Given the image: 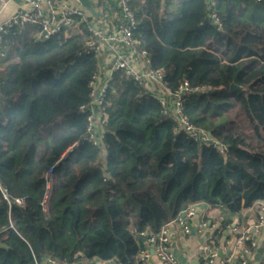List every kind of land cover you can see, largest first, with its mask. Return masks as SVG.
<instances>
[{
  "label": "trees",
  "instance_id": "obj_1",
  "mask_svg": "<svg viewBox=\"0 0 264 264\" xmlns=\"http://www.w3.org/2000/svg\"><path fill=\"white\" fill-rule=\"evenodd\" d=\"M130 5L136 48L165 85L206 87L183 93L182 111L225 152L175 130L151 86L121 71L108 81L103 137L92 144L80 106L108 66L83 51L89 30L80 23L37 39V23L11 27L0 42V264H139L142 233L190 205L221 212L219 245L231 215L264 203V2L216 0L221 26L206 0Z\"/></svg>",
  "mask_w": 264,
  "mask_h": 264
},
{
  "label": "built area",
  "instance_id": "obj_2",
  "mask_svg": "<svg viewBox=\"0 0 264 264\" xmlns=\"http://www.w3.org/2000/svg\"><path fill=\"white\" fill-rule=\"evenodd\" d=\"M88 1L91 9L87 8L80 0H22L23 4H27L29 8L18 9L7 20L0 23V42L11 27L23 26L27 23L39 24L37 39H47L61 30L67 33L68 30L83 23L91 34V38L86 41L83 51L93 53L100 58L103 67L108 66L106 70L100 68L92 75L89 83L90 100L80 106L81 110L88 112L84 139L96 146L100 145L103 137L102 128L106 120L103 102L108 81L113 72L121 71L136 82L151 86L162 106L163 113L171 114L176 119L175 130L187 132L200 143L212 142L220 153H224L226 147L218 141L212 140L210 135L201 128L192 125L182 111L181 95L206 87H190L184 81L176 90L172 91L162 81L163 71L152 67L145 50L136 48L138 42L133 35V30L138 21L131 8V0ZM250 1L264 2V0ZM5 2L6 0H0V4ZM206 2L207 16L215 24L221 26L216 9V0H206ZM74 3L76 6H72ZM2 194L7 199L5 190H2ZM14 202L19 205L24 204L22 198H15ZM196 209L197 205H190L170 222L163 224L155 234L142 233L145 236V244L151 246L153 254L161 264H182L176 259L170 245L171 227H176L182 234H189L195 230L185 221V217L193 216ZM263 226L264 204H261L254 222L244 226L238 222L227 225L234 235L233 242L231 239H226L224 244L216 245L212 236H209L204 248L203 264H248V256L256 247L254 235L259 233ZM210 228L211 225L203 220L197 224L196 231L202 233ZM231 243L233 247L229 249ZM149 255L148 247L142 248L137 255L139 264H144ZM41 262L59 264L49 257ZM36 264L40 263L37 262ZM69 264H113V262L93 258L85 263L72 262ZM259 264H264V260Z\"/></svg>",
  "mask_w": 264,
  "mask_h": 264
},
{
  "label": "crops",
  "instance_id": "obj_3",
  "mask_svg": "<svg viewBox=\"0 0 264 264\" xmlns=\"http://www.w3.org/2000/svg\"><path fill=\"white\" fill-rule=\"evenodd\" d=\"M29 8L27 4H23L22 0H6L4 4H0V23L7 20L18 9ZM262 202H256L251 207L243 209L238 214L230 216L231 224L238 222L240 225H248L254 222L260 205ZM197 205L196 212L193 216H186L185 221L195 229L189 234H182L176 227H171V248L176 259L182 264H200L203 262L204 248L209 236L218 229L221 221L222 214L218 209H208L206 205ZM205 220L211 225L210 229L204 230L202 233L196 231V226L200 221ZM226 239L234 241V235L229 227L222 231V237L218 240V244L222 245ZM256 247L248 256V264H259L264 260V226L260 229L259 233L254 235ZM148 247L150 255L144 261V264H161L158 258L153 254L151 246ZM233 247L231 243L229 249ZM40 264H45L41 262Z\"/></svg>",
  "mask_w": 264,
  "mask_h": 264
},
{
  "label": "water",
  "instance_id": "obj_4",
  "mask_svg": "<svg viewBox=\"0 0 264 264\" xmlns=\"http://www.w3.org/2000/svg\"><path fill=\"white\" fill-rule=\"evenodd\" d=\"M80 1L83 2L84 5H85L87 8H90V9H91V7H90V3H89L88 0H80ZM235 88H238V86L235 85L234 83H232V84H231V89H235ZM201 207L203 208V205H202ZM182 215H184V214H182Z\"/></svg>",
  "mask_w": 264,
  "mask_h": 264
},
{
  "label": "rangeland",
  "instance_id": "obj_5",
  "mask_svg": "<svg viewBox=\"0 0 264 264\" xmlns=\"http://www.w3.org/2000/svg\"><path fill=\"white\" fill-rule=\"evenodd\" d=\"M72 6H76V4L74 3V4H72Z\"/></svg>",
  "mask_w": 264,
  "mask_h": 264
}]
</instances>
